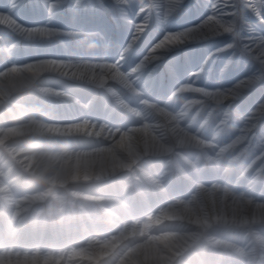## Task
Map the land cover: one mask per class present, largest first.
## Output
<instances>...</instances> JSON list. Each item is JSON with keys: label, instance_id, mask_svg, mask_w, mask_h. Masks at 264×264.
I'll list each match as a JSON object with an SVG mask.
<instances>
[{"label": "clouds", "instance_id": "1", "mask_svg": "<svg viewBox=\"0 0 264 264\" xmlns=\"http://www.w3.org/2000/svg\"><path fill=\"white\" fill-rule=\"evenodd\" d=\"M27 3L0 0V264H264V0Z\"/></svg>", "mask_w": 264, "mask_h": 264}, {"label": "rangeland", "instance_id": "2", "mask_svg": "<svg viewBox=\"0 0 264 264\" xmlns=\"http://www.w3.org/2000/svg\"><path fill=\"white\" fill-rule=\"evenodd\" d=\"M44 9L40 6V0H29V3L25 4L24 8L21 10V14L23 18L28 21L32 22L37 19H40L43 17ZM65 13H67V9H65ZM203 15V9L199 6H196L193 8L190 14L185 16L178 17L175 22L172 25V28H178L181 26H185L186 21L192 20V23L198 22V20ZM62 23H67V20L64 19L61 21ZM190 22V23H191ZM80 25L86 28H106L111 31V34L114 38H122L124 33L122 28L119 26L118 20H113L112 17H110L108 14L104 13L103 11L97 9L95 11H85L82 13L80 18ZM264 28V26H262ZM151 39H153L152 36H149L146 38L144 43L149 42ZM225 41L224 40H218L213 41L208 44L203 45H197L193 49L186 50L188 53L187 59L185 57V52L181 51L178 53V60L175 64V67L179 71H183V68L186 66V63L190 60L193 63H199L207 54L208 52L217 47L218 45H222ZM143 47V45H142ZM37 51L43 53L46 51L45 48L39 47ZM53 51H58L54 49ZM142 51V49H138V53ZM137 53V54H138ZM228 53L221 54L217 58V65L222 64ZM246 61H241L240 68H233L229 71L227 74V80H234L235 78L239 77L244 72L250 71L253 66L251 64H247V67H245ZM158 77H160L164 83L168 82L169 79V68L167 66V62L161 66L160 69H158L157 72ZM264 91L260 88L256 89L252 96L249 98V100L255 99L258 95L261 94V92Z\"/></svg>", "mask_w": 264, "mask_h": 264}, {"label": "bare ground", "instance_id": "3", "mask_svg": "<svg viewBox=\"0 0 264 264\" xmlns=\"http://www.w3.org/2000/svg\"><path fill=\"white\" fill-rule=\"evenodd\" d=\"M192 20H188V21H186V24L185 25H187V24H191L192 22H191ZM191 22V23H190ZM218 41V40H217ZM216 41V42H217ZM220 41V40H219ZM223 45V44H222ZM222 45H218L217 47H220V46H222Z\"/></svg>", "mask_w": 264, "mask_h": 264}]
</instances>
